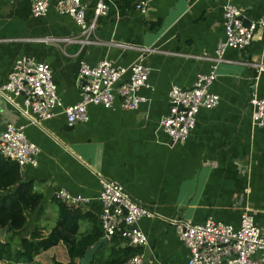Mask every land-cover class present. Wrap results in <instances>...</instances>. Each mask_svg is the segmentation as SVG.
Wrapping results in <instances>:
<instances>
[{
  "label": "crops",
  "instance_id": "0c3cea01",
  "mask_svg": "<svg viewBox=\"0 0 264 264\" xmlns=\"http://www.w3.org/2000/svg\"><path fill=\"white\" fill-rule=\"evenodd\" d=\"M98 1L81 0L87 24ZM103 2L107 15L84 34L71 17L53 7L35 18L30 0H0V86L16 61L27 57L50 66L62 104L74 105L80 100L81 64L94 67L108 60L128 67L141 56L139 49L155 50L145 58L149 88L141 95L147 101L134 112L117 104L112 110L90 107L87 123L68 127L59 115L41 127L30 125L14 106L0 99V135L7 124L20 127L39 150L38 167H25L20 173L22 183L43 197L36 211L26 213V226L7 231L1 240L19 242L38 231L57 235L59 243L37 255L33 264H52L58 255L67 261L62 240L72 242L75 236L58 228L54 193L63 189L89 200L77 207L83 213L77 235L91 233L93 222L100 224L97 197L102 179L122 186L154 215L138 224L148 242L138 249L144 264H187L188 249L169 220L204 224L211 219L238 227L240 215L248 211L264 236V127L252 125L249 106L253 94L264 97V29L258 30L245 51L225 52L210 88L220 103L198 113L184 142L172 144L160 128L169 113V91L189 89L199 75L211 72V59L224 40V6L231 2L248 26L261 18L264 0ZM138 2L147 3L145 14L136 11ZM14 103L21 105L22 98ZM95 257L96 253L90 264Z\"/></svg>",
  "mask_w": 264,
  "mask_h": 264
},
{
  "label": "built area",
  "instance_id": "2783aa9c",
  "mask_svg": "<svg viewBox=\"0 0 264 264\" xmlns=\"http://www.w3.org/2000/svg\"><path fill=\"white\" fill-rule=\"evenodd\" d=\"M30 4L33 17L44 16L53 7L58 13L71 17L84 34L91 33L98 19L108 13L107 5L99 0L94 8L92 22L87 24L86 6L81 0H30ZM147 6L146 2H138L135 9L145 14ZM259 29H264V12L259 20L245 26L241 13L231 2L224 6V40L217 45L211 59V72L199 75L189 89L173 87L169 91V113L160 122V128L172 144L182 143L189 137L201 110H212L219 105V96L210 91L217 78V67L225 62L227 50L245 51ZM139 50L141 56L128 67L115 66L108 60L101 61L94 67L81 64L78 73L80 100L69 106H64L58 97L48 64L27 57L18 59L7 82L0 86V99L14 106L20 115L28 119L30 125L41 127L44 122L59 115L64 117L68 127L87 123L90 107L112 110L117 104L124 111H137L147 101L141 91L149 88L150 69L145 58L155 52L151 49ZM17 97L22 98L21 105L14 103ZM249 106L252 125L263 128L264 97L259 98L253 94ZM38 154L37 146L26 139L22 128L6 125L0 135V155L4 159L16 163L20 170L25 167L37 168ZM100 184L97 200L101 204L100 225L103 239L110 241L119 237L129 247L145 248L148 245L147 237L138 224L142 219L154 218L153 213L134 202L122 186L104 179ZM53 198L74 207L89 202L81 197H74L63 189H58ZM169 223L188 249L187 264H264V236L248 211L240 215L238 227L211 219L204 224H192L181 219L169 220ZM0 264L8 263L0 261ZM126 264L144 262L137 254Z\"/></svg>",
  "mask_w": 264,
  "mask_h": 264
},
{
  "label": "trees",
  "instance_id": "16d2710c",
  "mask_svg": "<svg viewBox=\"0 0 264 264\" xmlns=\"http://www.w3.org/2000/svg\"><path fill=\"white\" fill-rule=\"evenodd\" d=\"M0 194H3L0 195V230L10 226L9 232L22 230L27 222L26 213L36 211L43 200L42 195L33 193L30 184L22 183L18 165L1 155ZM55 204L59 216L58 228L70 236H75L72 242L62 240L66 245V264H77L83 259L87 249L103 240L101 226L94 221L91 233L78 236L79 220L83 217L81 210L57 201ZM41 232L32 233L29 239H22L19 242L11 238L0 239V261H6L8 264H33L37 255L59 243L57 235L45 236ZM120 239L114 237L102 244L92 264H126L139 253L138 249L121 247Z\"/></svg>",
  "mask_w": 264,
  "mask_h": 264
},
{
  "label": "water",
  "instance_id": "95a60500",
  "mask_svg": "<svg viewBox=\"0 0 264 264\" xmlns=\"http://www.w3.org/2000/svg\"><path fill=\"white\" fill-rule=\"evenodd\" d=\"M10 230V226L6 227L5 229L0 230V239L3 238V235ZM106 239H103L102 241H100L99 243H97L96 245H94L93 247L87 249L85 251V254L83 256V259L79 261L80 264H90V262L93 260V256L95 255V253L97 252L98 248L106 243Z\"/></svg>",
  "mask_w": 264,
  "mask_h": 264
},
{
  "label": "rangeland",
  "instance_id": "374dc122",
  "mask_svg": "<svg viewBox=\"0 0 264 264\" xmlns=\"http://www.w3.org/2000/svg\"><path fill=\"white\" fill-rule=\"evenodd\" d=\"M57 254H61V250L58 249L57 251ZM53 262H51L52 264H66L67 261L65 260V258L63 259L60 255L58 256H55L54 259H52Z\"/></svg>",
  "mask_w": 264,
  "mask_h": 264
}]
</instances>
